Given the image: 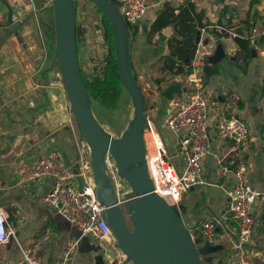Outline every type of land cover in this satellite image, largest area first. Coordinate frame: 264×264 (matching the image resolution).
<instances>
[{"label":"crops","instance_id":"crops-1","mask_svg":"<svg viewBox=\"0 0 264 264\" xmlns=\"http://www.w3.org/2000/svg\"><path fill=\"white\" fill-rule=\"evenodd\" d=\"M147 2L146 13L135 24L138 26L136 33L130 35L133 71L145 94L149 121L160 133L167 158L181 170L185 163L178 149L181 133L164 126L172 107V99L160 93V87L169 84L161 81L166 76L160 61L165 47L158 42L161 33H156L151 41L148 32L163 7L172 5L178 12L183 0ZM194 2L197 10L204 14V23L224 26L231 37L232 33L238 35L240 29L243 35H249L253 47L251 55L245 57L235 37L227 41L223 35L228 56L217 63L216 75L205 76L204 86L211 101L208 118L211 148L203 162L209 185L205 190L191 188L182 195V216L191 231L204 218L217 216L220 219L217 243L222 248L202 257L212 256V264H231L238 233L232 213L228 211L226 189L232 184L233 176L221 173L219 164V156H230L231 141L215 133L214 123L216 115L221 113L242 118L250 130L245 145L249 180L262 192L257 203L260 217L245 251L257 264H264V0ZM51 6L50 0H38L34 11H23L15 0H0V205L7 209L8 218L15 225L14 235L0 245L1 264H20L23 248L33 245L37 248L40 264H54L72 245L76 251L75 264H97L96 252L83 246L79 230L48 202L46 195L52 186V177L19 181V161L32 163L49 151L58 150L67 165L78 169L80 154H88L63 82L55 67L46 69L54 63L56 55ZM10 10L12 21L9 20ZM85 19L81 26H85ZM83 43L86 50L83 55L79 53L82 71L85 77L92 78L89 48L94 46L95 51L98 50L92 31L87 32ZM175 80L181 81L183 88L190 86L188 74L177 75ZM185 94L186 91L175 97ZM97 103L100 109L106 108L98 100ZM95 114L99 118L98 113ZM16 210L24 214L22 220L16 216ZM89 236L91 243H99L95 236ZM105 259L106 263L115 262L111 256L106 255Z\"/></svg>","mask_w":264,"mask_h":264},{"label":"built area","instance_id":"built-area-1","mask_svg":"<svg viewBox=\"0 0 264 264\" xmlns=\"http://www.w3.org/2000/svg\"><path fill=\"white\" fill-rule=\"evenodd\" d=\"M38 0H15L17 7L23 11L37 8ZM117 5L129 25H135L148 9L147 0H117ZM222 31L227 41L233 40L235 33L226 34L222 25H209L200 30V38L191 60V71L188 74L189 88L183 97L172 99V107L166 116L164 126L171 131L181 133L178 149L183 154L185 163L179 170L175 163L167 158V150L160 133L148 120L144 130V147L147 158L148 172L154 183V190L164 196L169 203L179 204L182 195L191 188L205 190L209 181L205 176L204 158L211 148V132L208 118L211 114V101L208 97L205 81V58L211 55L222 36L210 29ZM264 33V31H263ZM97 48L91 46V65L93 76L104 78L108 65L107 44L104 37L95 34ZM223 42V41H222ZM57 75L61 79L58 69ZM215 133L231 141L230 156H219L221 173L233 176L232 184L226 189L228 211L237 225L238 238L231 264H257L245 251V245L251 240L255 231L260 211L257 207L262 194L249 180V162L246 157L245 145L250 138V130L245 120L238 116L225 113L217 114L214 123ZM85 142V141H84ZM84 150L89 151L85 142ZM107 172L122 200L124 189L123 179L119 176L115 159L109 151L105 152ZM75 166L67 165L62 153L51 150L32 163L19 161L17 169L20 182L37 180L45 176L52 177V186L46 198L72 226L80 232V237L93 235L106 250H115L120 264L125 254L118 247L116 237L102 216L103 204L99 201L93 177L91 162L87 155L80 154ZM80 176L84 185L80 188L77 177ZM19 220L24 218L20 210H16ZM220 219L217 216L204 218L195 230H190L196 238L205 244L217 243V227ZM15 233V225L8 218L7 209L0 205V245L8 242ZM20 264H40L35 245L23 248ZM76 251L74 246L66 248L55 260L54 264H75Z\"/></svg>","mask_w":264,"mask_h":264},{"label":"water","instance_id":"water-1","mask_svg":"<svg viewBox=\"0 0 264 264\" xmlns=\"http://www.w3.org/2000/svg\"><path fill=\"white\" fill-rule=\"evenodd\" d=\"M94 3L112 24L118 69L134 107L133 117L120 136L105 131L91 105L92 97L79 57L76 0H52V14L58 67L78 130L89 146L97 197L104 206L102 216L125 254L123 264L130 261L134 264H205L202 256L219 251L222 245L205 244L201 238H196L184 222V205L169 203L156 192L148 172L144 147V130L148 127L146 100L133 72L129 24L114 0H94ZM9 15L12 21L11 10ZM174 33L173 26L168 25L158 36L159 44L165 47V55H175L169 47V37ZM199 38L200 31L196 41ZM227 56L228 51L219 40L214 52L205 60L214 64ZM187 89L182 87L181 81L175 80L164 88L161 86L160 93L173 99L175 94ZM106 151L115 159L119 176L131 185V191L122 193V200L107 172ZM77 180L82 188L83 179L78 176ZM82 244L87 250L96 252L97 264H117L116 261L106 263L105 259L106 255H111L117 260V252L106 250L100 243H91L89 235L83 236Z\"/></svg>","mask_w":264,"mask_h":264},{"label":"trees","instance_id":"trees-1","mask_svg":"<svg viewBox=\"0 0 264 264\" xmlns=\"http://www.w3.org/2000/svg\"><path fill=\"white\" fill-rule=\"evenodd\" d=\"M90 1L94 3V0ZM114 2L117 3V0H114ZM94 5L95 8L101 13L98 27L102 29L103 37L107 44L108 65L104 78H99L97 76H93L92 78H87L84 76V78L91 97L98 100L104 107L113 110L118 105V100L123 89V82L116 61L112 24L101 8L95 3ZM203 15V12L197 10L194 0H183L179 6L178 12H176V8L174 6L168 5L163 7L157 14L148 32V36L151 41L152 37L156 33H161V31L168 25H172L175 30V33L169 39V47L171 51L175 53V55H163L160 58V61H162L161 69L166 72V76H164L161 81H168L171 83L175 81L177 75L190 73L191 60L193 58L197 42L196 34L204 27L209 28L210 25L209 23L203 22ZM137 29V25H129L130 35L132 33H136ZM210 30L218 36H222L224 34L222 31H219L215 28ZM238 32V35L235 36V41L237 42L240 51L245 53V57H248L252 53V41L249 35H243L240 29ZM56 64L58 66L57 57L55 55L54 63L46 69H51L52 67H55ZM217 73V63L205 65L206 77H211ZM145 108L147 110L146 102Z\"/></svg>","mask_w":264,"mask_h":264},{"label":"rangeland","instance_id":"rangeland-1","mask_svg":"<svg viewBox=\"0 0 264 264\" xmlns=\"http://www.w3.org/2000/svg\"><path fill=\"white\" fill-rule=\"evenodd\" d=\"M50 1L52 3V0ZM76 18H77V31H78L77 38L80 41L79 50L83 55L84 51L86 50L83 40L85 39L87 32L92 31L94 35L100 34L103 36L102 29L98 27V22L100 21L101 13L95 8L94 3L91 2L90 0H76ZM84 19L86 24L85 26H81L80 23L84 21ZM50 23L52 24V21ZM90 61H91V57H90ZM58 69L59 67L56 64L55 66L56 73ZM91 102H92L93 110L96 113H98L99 119L101 120L105 131L113 136H120L123 130L128 127L129 122L133 117V113H134L132 99L130 95L126 92L124 87L121 91V95L118 100V105L113 110L109 108H105V109L101 108L102 109L101 110L98 106L97 100L95 101L93 98L91 99ZM146 115L148 117L147 110H146ZM87 158L91 162L89 151L87 154ZM122 181L124 184L125 191H131V185L125 179H123ZM213 259L214 258L212 256H210L209 258L206 256L203 257V261L205 264H212L214 261Z\"/></svg>","mask_w":264,"mask_h":264},{"label":"bare ground","instance_id":"bare-ground-1","mask_svg":"<svg viewBox=\"0 0 264 264\" xmlns=\"http://www.w3.org/2000/svg\"><path fill=\"white\" fill-rule=\"evenodd\" d=\"M91 105H92V102H91Z\"/></svg>","mask_w":264,"mask_h":264}]
</instances>
